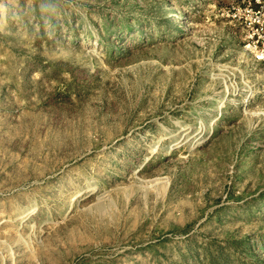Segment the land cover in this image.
I'll use <instances>...</instances> for the list:
<instances>
[{
  "label": "rangeland",
  "instance_id": "374dc122",
  "mask_svg": "<svg viewBox=\"0 0 264 264\" xmlns=\"http://www.w3.org/2000/svg\"><path fill=\"white\" fill-rule=\"evenodd\" d=\"M232 1L0 0V264H264Z\"/></svg>",
  "mask_w": 264,
  "mask_h": 264
},
{
  "label": "built area",
  "instance_id": "2783aa9c",
  "mask_svg": "<svg viewBox=\"0 0 264 264\" xmlns=\"http://www.w3.org/2000/svg\"><path fill=\"white\" fill-rule=\"evenodd\" d=\"M231 10L254 60L264 64V0H233Z\"/></svg>",
  "mask_w": 264,
  "mask_h": 264
},
{
  "label": "bare ground",
  "instance_id": "6f19581e",
  "mask_svg": "<svg viewBox=\"0 0 264 264\" xmlns=\"http://www.w3.org/2000/svg\"><path fill=\"white\" fill-rule=\"evenodd\" d=\"M248 101H249V99L244 98L243 103H247Z\"/></svg>",
  "mask_w": 264,
  "mask_h": 264
}]
</instances>
